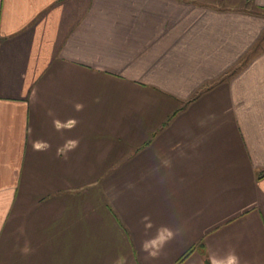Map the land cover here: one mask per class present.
Segmentation results:
<instances>
[{
  "label": "crops",
  "instance_id": "1",
  "mask_svg": "<svg viewBox=\"0 0 264 264\" xmlns=\"http://www.w3.org/2000/svg\"><path fill=\"white\" fill-rule=\"evenodd\" d=\"M262 7L0 0V264H264Z\"/></svg>",
  "mask_w": 264,
  "mask_h": 264
},
{
  "label": "clouds",
  "instance_id": "2",
  "mask_svg": "<svg viewBox=\"0 0 264 264\" xmlns=\"http://www.w3.org/2000/svg\"><path fill=\"white\" fill-rule=\"evenodd\" d=\"M43 147L42 143L37 141L34 142V149L41 150ZM211 264H240V258L235 254H229L227 257L221 258L219 260L212 259Z\"/></svg>",
  "mask_w": 264,
  "mask_h": 264
},
{
  "label": "rangeland",
  "instance_id": "3",
  "mask_svg": "<svg viewBox=\"0 0 264 264\" xmlns=\"http://www.w3.org/2000/svg\"><path fill=\"white\" fill-rule=\"evenodd\" d=\"M246 7H248V8H250V6H248V5H245V8ZM257 11H258V13L257 14H259V15H262V14H264V7H262V8H255ZM161 259V260H160ZM159 259V262L157 263V264H169V263H171V261L170 260H168V259H166V258H160ZM170 261V262H169ZM181 263V262H180ZM179 264V263H178Z\"/></svg>",
  "mask_w": 264,
  "mask_h": 264
},
{
  "label": "trees",
  "instance_id": "4",
  "mask_svg": "<svg viewBox=\"0 0 264 264\" xmlns=\"http://www.w3.org/2000/svg\"><path fill=\"white\" fill-rule=\"evenodd\" d=\"M193 247L194 246H191L189 249L186 250V252H184L178 259L177 261L175 262V264H178L180 262L183 261V259H185L190 253L191 251L193 250Z\"/></svg>",
  "mask_w": 264,
  "mask_h": 264
}]
</instances>
